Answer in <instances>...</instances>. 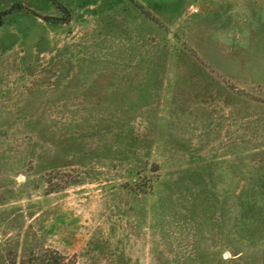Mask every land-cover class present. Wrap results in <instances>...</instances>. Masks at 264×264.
I'll return each instance as SVG.
<instances>
[{"label":"rangeland","instance_id":"rangeland-1","mask_svg":"<svg viewBox=\"0 0 264 264\" xmlns=\"http://www.w3.org/2000/svg\"><path fill=\"white\" fill-rule=\"evenodd\" d=\"M0 264H264V0H0Z\"/></svg>","mask_w":264,"mask_h":264},{"label":"built area","instance_id":"built-area-1","mask_svg":"<svg viewBox=\"0 0 264 264\" xmlns=\"http://www.w3.org/2000/svg\"><path fill=\"white\" fill-rule=\"evenodd\" d=\"M194 10H195V11H198V9H197V8H195Z\"/></svg>","mask_w":264,"mask_h":264}]
</instances>
